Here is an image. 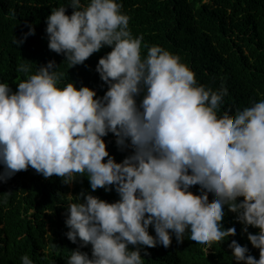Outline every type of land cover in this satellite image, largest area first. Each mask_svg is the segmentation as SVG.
<instances>
[{"label":"clouds","instance_id":"clouds-1","mask_svg":"<svg viewBox=\"0 0 264 264\" xmlns=\"http://www.w3.org/2000/svg\"><path fill=\"white\" fill-rule=\"evenodd\" d=\"M121 9L118 0H68L51 10L48 48L70 68L112 49L95 69L108 90L97 97L73 82L61 87L64 73L55 61L28 75L15 92L0 83V181L31 167L65 184L87 174L93 192L115 190L119 200L113 203L83 192L67 197L75 202L66 207V237L80 242L67 264H144L142 248H168L173 236L182 243L186 234L208 254L236 235L235 227L223 226L225 207L259 250L257 259L232 239V260L264 264V100L218 115L227 89L198 85L179 56L160 46L142 56L143 37H133ZM25 26L28 32L14 37L17 48L35 34ZM30 70L28 63L17 68ZM110 133L121 150H132L120 163L107 151ZM197 185L199 195L190 191ZM89 245L91 257L79 250ZM21 260L33 264L27 255Z\"/></svg>","mask_w":264,"mask_h":264},{"label":"trees","instance_id":"trees-1","mask_svg":"<svg viewBox=\"0 0 264 264\" xmlns=\"http://www.w3.org/2000/svg\"><path fill=\"white\" fill-rule=\"evenodd\" d=\"M87 3V0H82ZM68 0H0V83L7 82L13 92L17 84L28 75L35 74L40 66L55 61L58 71L64 73L61 87L73 82L79 89L88 87L103 97L108 90L95 71L100 58L112 49L104 47L94 53L83 65L70 68L63 55L48 48L46 18L51 10L66 6ZM122 13L130 17L129 29L133 37H143L141 54L148 48L160 46L195 73L198 85L228 94L224 97L218 115L251 107L264 100V0H118ZM69 7L67 15L72 14ZM15 13L14 18L12 13ZM32 25L35 34L17 48L14 37L20 39ZM147 46V47H145ZM28 63L30 72L20 73V64ZM137 103L142 95L137 97ZM107 151L117 163L132 154L131 148L121 150L116 137L104 138ZM3 166L0 165V173ZM190 191L199 195V186ZM91 194L106 202L119 200L113 189L93 192L87 174L65 184L62 178L45 179L31 167L16 173L7 182L0 181V264H22L27 255L33 264H67L70 252L79 247L66 237V207L75 202L67 197ZM242 200V198H240ZM212 197L209 196V203ZM225 229L236 228V235L221 244H214L206 254L187 238L165 248L144 247L141 257L144 264H235L229 244L235 239L247 245L250 253L259 259V250L252 248L243 232L244 225L237 222L234 213L224 209ZM255 234L259 230L249 227ZM149 234L155 236L154 230ZM130 250H134L129 246ZM91 257V246L79 249ZM147 252V255H145Z\"/></svg>","mask_w":264,"mask_h":264}]
</instances>
